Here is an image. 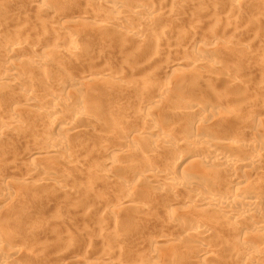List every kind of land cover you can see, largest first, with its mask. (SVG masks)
Instances as JSON below:
<instances>
[{
  "label": "rangeland",
  "instance_id": "rangeland-1",
  "mask_svg": "<svg viewBox=\"0 0 264 264\" xmlns=\"http://www.w3.org/2000/svg\"><path fill=\"white\" fill-rule=\"evenodd\" d=\"M69 1L72 3H70ZM90 1H91L90 5L87 4V6H86V3H87L86 0H75V1L66 0L65 2H61V3H56V4L54 3L51 6L52 8H50L49 13L41 14L40 16L35 14L36 8H34V7L30 8V6H27L25 9H19L18 4L21 1L15 0L13 2L12 8L16 9V13H18V14H16V18L9 20L8 23L14 24L17 28H25L24 30L27 29L26 33L32 32L30 34H34L36 32L38 35L39 34L38 32H41V31H39L40 23H45V24L50 25V24H52L51 22H53L57 18V15H59V13H61L62 11L66 12V10H67L66 14L64 13L65 18L61 19V23L64 24V22H66L65 26H67L69 24L68 30L70 31V33L74 34L76 46L80 47L82 49V52H84V56L83 57L81 56V55H83V53H82L79 56L80 58L78 56H77V58L74 56L68 57V59L64 58V62H62L63 66L61 65L62 68L59 66L56 67V65L52 64V62L49 65H47L48 67H46L45 71H47V69H49L47 73L51 75V78L49 79V81H47V83L49 85H47V86L41 85V87H40L39 80L41 77L39 75H38L39 78L37 76H35L37 79L34 80V77H33V81H32L33 87L31 85L32 88H29V90L32 89V91H31L32 93L34 91V94H37V95L43 94L41 96H44V94L45 95L47 94L46 92L50 93L51 91H53V92L59 93L58 94L59 97L60 96L66 97V95H67L66 93H68V90H64L65 91L64 92L63 90H61V88L58 89V86H56L54 81L56 79H59V78L66 80L67 78H70L73 76L77 77L80 75L81 76L84 75V77L87 76L86 81H85L86 84H84V86L85 85L86 86L83 87L84 91H86V92L89 91L90 86L87 85V83H89V80H91L90 81L91 84L89 83L90 85H92V86L94 85L97 87V91H96V88L94 89V86H93V88L91 87V89H90L91 93L89 91V94L93 95V93H95L93 95L94 99H95V97H98L99 99L96 98L97 100L95 99L96 101H94L92 99L93 97L90 95H89V99H91V102H92V100L95 102L96 107L98 105V107H97L98 109L99 108L102 109V107L104 106L102 111H100V112L98 111L100 114H101V112L104 113L105 111H106L105 112L106 114H109V112H110L109 110H111V108L117 106V104L114 103L116 101H117L116 103H118V104L120 103L121 106L125 105L127 108H125V106H123L124 109L128 110V107H130L129 109H131V107H132V109H134V106H135V108L137 107L136 104H138V105H140L142 103L145 104L149 98L155 97L156 95L159 96V93H158L159 91H157V90H158V87L160 86V84H162V82H163L162 85H165L164 87L167 86L169 88V91H170L168 93L169 96L166 95L167 96L166 99L170 98L171 101L174 102L177 107L178 106L182 107L181 104H177V103H181V102H182V105H183V102H185L183 107L191 105L192 102H193L192 104L196 103L198 105L199 104L200 105L210 104L211 105L210 108L213 110L212 112H214V114L216 116H217V114H220V115H218L220 117L221 113H225L227 110H229L231 108L233 110H238L239 115L242 117V119L245 117V114L247 112V107H248L247 105L249 104L248 102H251L252 99H254L255 97H264V84L261 86V83H259V80L261 79L260 77L263 75V73L259 72L258 70H253L250 67L251 66L250 64L252 63L251 60H253V58H251V57L257 53L256 51L264 49V35H263L264 34V7L262 8L263 10H261L262 12H260V13L257 12L258 9H257V11H255V10L253 11L251 9V7L253 6V4L255 2H258V4H259L260 2H263V0H244L243 1L244 3H242V5H241V10L240 9L238 10L239 12L235 11L233 9H230V6L226 5L229 0L228 1L227 0H189V1L185 0V2L183 0H180V2H182V3H180L179 0H143V2L141 0V3H140V0H125L124 1L125 5H126L125 9L128 8V11H133L136 8L137 9L138 8H148L149 10H151L153 12V17L151 18V20L154 18H155V20L152 21V24H151V20L148 22L151 24V26L149 25L150 27H147L148 24L145 25L146 28L144 26L141 27L144 29V30L142 29V33L144 34V36L140 39V41H137V40L129 38V37L123 38L121 35L122 32L129 31L130 30V29H128L129 27H134V26L138 25L136 23V21H131L130 23H127L128 25L125 24L127 27H125V25L124 26L119 25L116 28L115 27L108 28L107 26H103V24L106 23L104 20L105 16L103 18V15L101 13L103 11L99 8V5L97 6L96 0H90ZM105 1H106V3H109L113 0H105ZM138 1H139V3H137ZM208 1H212V5L215 4L213 2H217L219 4V6L218 5H215V6L219 7V8L216 9V7H214V6L212 7L211 2H208ZM71 4H73V5H71ZM222 6H224V7H222ZM68 7L71 9H69ZM220 8H223V9L225 8L226 12H224L223 9L220 10ZM227 8H228V10H227ZM68 9H69V11H68ZM98 11H99V14H98ZM234 12L239 13V14H235V15H238L237 18L235 19L236 21H233L234 19L232 18V22H231V18L229 20V17H231L230 15L233 16ZM154 13L156 16H154ZM228 14H230V15H228ZM226 15H227V18H226ZM82 16H84L83 19H82ZM33 17H34V19H33ZM50 17H52V18H50ZM21 18H23L22 21H21ZM243 18L247 19V22H246V20H244V22H246V23L243 22ZM254 18H256V19H254ZM248 19L250 20L249 22H248ZM27 20H28V22H27ZM193 20H194L193 23L197 24L198 29H196L193 33H191L188 30V26H189V23ZM228 21L231 22L232 27H229L231 25H230V22L228 24ZM233 22H235V23H233ZM227 24H228V26H227ZM233 25H235V26H233ZM145 29H146V31H145ZM51 30H49V32H46L44 34L40 33V34H42L41 37L43 38V39H41L42 43H44L46 45L45 48L49 49L50 47L55 45L54 42L58 41V43L60 42L59 44L62 43L61 44L62 46L59 49L64 51V49L67 48L69 45L67 44L66 40H63V34H59V33L54 32L53 30L52 31ZM204 40H206L207 42H209L211 44V46L209 48V52H208V49L206 51L205 50L203 51L199 48V44L201 42H203ZM144 42H146L145 43L146 46L143 45ZM188 42H190V43L188 44ZM175 47L176 48L178 47V48L176 49ZM198 48H199V50H198ZM211 48H213V49H211ZM242 48H246V49H242ZM59 49L57 50L58 52L61 51V50L59 51ZM192 50L193 51L196 50L198 52L201 51L203 58H205V59H208V60L211 59L212 60V59L216 58V60L222 62V66H221L222 68L219 69L220 72H219V70L216 72V73H218L217 74L218 81H212V83L209 82L211 84H208V83H205L206 81L202 80L203 82H201V81L198 82V84H199L198 86H200V87H198V88H197V86L194 87L196 91L191 86V84L189 82L190 80L189 81L187 80V79L191 78V77H189L190 71H189V73H187L188 70H186V69L191 70V67L189 65H184V66L179 65L176 67L177 69L174 68L170 72H169V70H167V72H166L165 67H164L167 64H169L170 62L173 63L177 59L185 58V56H186V58L188 57V59H189L190 54L192 53ZM212 50H213V53H212ZM241 50L242 51L246 50L247 52L245 53L244 51L242 52ZM63 51H61V53ZM250 52H254L251 57H249L252 54ZM23 56H25V58H26V56L30 57L31 55H27L25 53V54H23ZM157 57H159V58H157ZM152 58H154V59H152ZM148 59H150V60H148ZM247 64H249L250 66ZM53 65H54V67H52ZM0 67H1V65H0ZM1 69L2 70H0V71H3V68H1ZM24 70H25V68H24ZM24 70H23V72H24ZM27 71L25 70L26 74L31 70H29L28 72ZM259 73H260V75L261 74L262 75L260 76ZM35 74H33V72L32 73L29 72V75L31 77H32V75H35ZM108 75H112L113 77L116 76L118 79L113 80L112 78H109ZM186 75L188 77H186ZM227 76H229V77H227ZM219 78H221V80H219ZM229 78L230 79L235 78V81L244 82V84L247 82L246 84H248L249 86H252V87H249V89H248L250 91L248 92L247 97L251 101H248L246 103L247 105L244 103V101L245 100L247 101L248 98L246 99V95L243 96L242 92L240 94V91L236 92V90H233L232 93H229V92L226 93V91H227L226 89H228V85H229L227 80H230ZM103 79L105 80L104 82L102 81ZM124 79H125L124 82L128 83L129 85L126 83L125 84L127 86H131V88H127V89H129L127 91L128 92L132 91V92H130L131 94H128L127 91H126L127 93L125 92L128 95L127 96L128 98H126V100H125L126 96L124 95L123 89L115 90L111 93H110V91H107L106 92L107 94L103 90H102V93L98 91V90H101L100 86L103 87L102 86L103 84L106 85V84L110 83V86H113V85L116 86V85H118L116 83L120 82L123 85H125L123 82ZM131 79H132V81H131ZM51 80L54 82V84ZM106 80H107V82H106ZM134 80L136 82H138V85L136 86V88L134 85H136L137 83H135ZM143 80H145V82L148 83V87L151 86L150 90L147 89L146 92L143 93L144 95L146 94L145 96L138 94L139 92H141V89H143V88H141L142 85L140 84L143 82ZM150 80H152V81H150ZM100 81H102V82H100ZM154 81H156V82L152 83ZM181 81H183V82H181ZM130 82H132L133 86L130 84ZM214 82H215V85H214ZM38 83H39V85H38ZM97 83H99V84L97 85ZM149 83H150V85H149ZM151 83H152V85H154V87L156 86V84H158L157 85L158 87L156 86L157 88L156 87L153 88ZM258 83L260 84L261 87L257 88V86H259ZM203 84L206 86V88H204L205 86ZM206 84H208L209 89H211L210 90L211 93L208 91L209 89H207L208 86ZM189 85L191 86V89H190ZM213 85H214V88H213L214 90L212 89ZM253 85H254V87H253ZM86 87L88 88V90ZM132 87H134V88H132ZM170 87H171V89H170ZM200 88L202 89V91L199 90ZM13 89L17 90L18 88L14 86ZM56 89H58V90H56ZM172 89L173 90L176 89V90L171 91ZM59 90H61L62 92ZM92 90H95V91H92ZM177 90L181 91V93ZM212 90L216 94H214L212 92ZM223 90H224L225 94H227L228 96L230 95V96L227 97V95H225L224 92H222ZM40 92H41V94H40ZM96 92H98L97 95H96ZM173 92H175V93H173ZM103 93H105V94H103ZM220 93H222V94L220 95ZM234 93H236V94L234 95ZM103 95L104 96L107 95V96L104 98ZM217 95L220 98H218ZM249 95H250V97H249ZM133 96L135 98H133ZM238 96H239V98H242V97H244V98L240 99V102H239L238 99H236V98H238ZM64 97L63 98L60 97V99L63 100V99H65ZM172 98L177 99V100H175L176 102L173 101L174 99H172ZM214 98H215V101H216V99L217 100L220 99L221 102L219 100V102L217 101V103H216L214 101ZM105 99L107 101L110 100L109 102L112 101V103H114V104H112V103H111L112 105L109 104ZM8 100L9 99H2L0 97V105L1 106L2 105L3 106L9 105L10 100L9 101ZM87 100H88V98L86 99V101ZM102 101H104V103L105 102L108 103V105L110 106V109L107 106V104H105L106 106L101 104V103H103ZM118 101H120V102H118ZM227 101L230 103L228 104ZM242 101H243V103H242ZM211 103L212 104L215 103V104L212 105ZM99 104H101V105L99 106ZM185 104H187V105H185ZM85 105L90 106L88 104H85ZM257 105L256 106L254 105V106L257 107ZM92 106H94V105H92ZM92 106L90 108H92ZM254 106H253V108H254ZM259 106H260V110H256V109H258ZM11 107L12 108L13 107H18V108L20 107L21 109H23L24 111L21 110L22 112H24V113H21L22 116L27 115L30 112V110H27L26 108L23 107V103L21 100L14 103V106H11ZM227 107L229 109H227ZM258 107L254 108V110L252 109V111H254V112L255 111L256 112L262 111L263 112L264 109H262L261 105H258ZM104 108L107 110H105ZM101 109H99V110H101ZM168 111L169 110H167L166 108H165V110L162 107L159 109L156 108L155 115L158 119L160 118V122H162V126L165 128V127L169 126L170 123H175V122L178 123V124L175 123L176 126H178V125L180 126L181 123H179V122L183 121V118L181 116H180L181 119H178V117L172 118ZM118 112L119 113H117V111L115 112L114 116H116L117 114H119V115H117V117H114V118H117L114 120L119 121V118H120L122 121L125 118V117H123V116H125V112L124 111H121V112L118 111ZM215 115H214L215 121H219V120L221 121L222 120L221 117H220L221 118L220 119L218 116L216 117ZM256 115H258V114H256ZM262 116L264 118V115H262ZM262 116H260L259 118L261 119ZM8 117L9 116H6L5 113L3 114L2 112H0V123H1L2 119L3 120H7V119L9 120L10 117L9 118ZM122 117H123V119H122ZM169 117H171V119ZM241 117H240V119H241ZM174 119H176V120H174ZM126 120L128 121L127 128H129V129H131V128L134 129L135 124H138L139 127H142V125H143V124L142 125L139 124L141 122L140 121L138 122V119H135V118L133 119V121H132V118H126ZM129 120H131L132 122ZM262 120H264V119H262ZM231 122L233 123V120ZM231 122H229V121L225 122L224 121L222 124V127H220L219 130L222 131V130H224L223 128L227 129L226 127L232 126ZM263 123H264V121H263ZM38 124L40 126H42L44 124V122L39 121ZM0 126H1V124H0ZM135 126H136L135 129L139 128V127H137V125H135ZM255 127H258V125ZM258 128H260V130L264 129V124L260 125ZM23 129L20 132L19 131L15 132V134L17 133L16 135H12L10 133H8V134L5 133L4 135L1 134L2 136L0 135L2 138L4 136L3 139L0 138V140L2 139L0 141V200L2 199V201H1L2 203L0 204V232H3V231L6 232L7 231V234H9V236L11 234L12 238H14L13 240H11V242H8V244H6L7 245L6 247L9 250H12V249L13 250H17V249L20 250V251H18L19 252L18 255L14 257V259L8 258L9 261H8V259H3L0 257V264L3 262L6 263V261L9 262V264H64L66 262H67L66 264H114V262L115 263L123 262L126 264H153L152 263L153 261L150 259L147 262V260H146L147 256L144 258L145 260L142 257H140L141 254H143V250L140 248L139 244H137V243L138 242L142 243L145 241H146L145 243H148V242L154 243V241L158 240L160 238V236H162V234H163V233H161L160 230L161 229L164 230L165 228H166L165 229L166 231L164 230L163 232H165L166 234H167V232H169L168 233L169 235L174 234L175 236L170 242L158 243V244L163 245V247H161L162 253L159 254L160 255L159 259H161L163 263L165 262V264H181V261L183 260V262H182V264H183L185 262L184 261L185 259H182V257H180L182 255L179 256L178 253L182 252V250L185 248V250H183L184 251L183 253L187 254L188 256H190L189 255L190 253L194 254V256H192L193 254H191V256L193 257L192 258L193 260L191 259L193 264H194L195 260L198 261V264H205V263L201 262V256L198 253L199 249L196 248L197 246H199V245H197L198 242H195V240L193 241V240H191L192 238L191 239L189 238L191 241H193L194 244H196L195 246H193L194 244H192V243H191V245H189V242H191V241L187 238H183V241L185 240V242H183L182 239L178 238L180 240L179 241L178 239H176L177 230H176V232H175V230L172 232L173 228L171 229V227L169 228V226L165 227L164 224L162 222H160V220H158V217H157L158 214L157 213L161 214V212H162L161 208L163 206H162V204L160 205V202L165 197V194L162 193L161 197H160V194L158 195V197L156 196L152 210H151V213H150V215H151L150 219L151 218L152 219L151 220L149 219L148 222H147V219L149 218L148 216H147L148 217L147 219L142 216V218H140V219L145 218L142 221H140V219L138 220L137 218H134V220L130 219V217L131 218L133 217V214H132V211H126L127 209L124 211L119 210V213L116 210V213H115V211L113 212V214L115 213L114 214L115 216L110 215L111 210H112L111 207L113 206L112 204H114V203L116 204L117 202H119V201H117V199L120 200L119 199L120 195L118 193H120L121 190L124 189V187L129 188V189L133 188V192L135 191L134 193L138 195V197H136L137 199L135 198V203L138 204L137 206H139V205H143L147 202V200H145V199H147L146 198V196H147L146 192H150L151 190H154L155 188H158L159 186H161V182H159L158 180L150 181V180L145 179V177H144L146 172H148L147 167H149V165L151 164V163H148L150 161V159L147 163L144 162V161L148 160V158H146V155H148L147 154L148 153L147 152L148 146L144 145V147L146 146L145 147L146 150H144L141 148V147H143V145L129 142L128 139L121 140V141H113L110 138H107V136L106 137L103 136L100 138L97 136L99 134L98 132L99 131H105L106 129L99 127L97 129H95V131H93V132L86 133L81 138L77 139V137H76L75 139H77L78 141L77 140L71 141L72 143H74L76 145H77V143L79 144V146L81 145L80 147H78V145L76 146L73 144V146H72V143L70 144L71 150L74 149V147H76L78 149L81 148L78 151L72 150L73 152L72 151H71L72 153L70 152V155H72L75 158L74 160H76V162H73L75 165H73V163L64 164L63 161H61L64 165L63 166V165H61V162H59L60 159L57 157V155H46V154L43 155L41 166L45 168V167H47L46 164L48 163V167L50 168V165H51L50 173L48 172L47 174L52 175L54 177V179H56V180L57 179L58 180H64V179L68 178L67 180H65L66 183H68L66 185H68L70 188L72 187V189H70V190H72L73 192L69 190L70 192L68 191L69 194L67 195V197L65 199V198H63L64 197L62 195L63 193H61V192L59 193L58 191H55V190L53 191L52 189L50 190V188H48V187L46 188L45 185L43 187H41L43 184H41V186H40L39 182L36 183V181H35V183H34L33 182L34 180L31 181V180L26 179L29 171L27 170V166L25 167V164H23V163H27L25 160L30 157V146H32V143L33 144L35 143L34 146L42 144L44 142V140L45 141L47 140V138H46L47 136L44 134H43L44 136L39 135L40 134L39 133V134H37L38 136L44 137V138H40L36 135L34 136L33 132H37V130L28 132L29 130L26 131ZM229 129H230V127H229ZM144 131H145V129H144ZM0 132H1V129H0ZM261 132H262L261 134L263 136L262 138L264 139V131L262 130ZM49 134H50V132L48 133V137H50ZM51 134H54L53 136H56L55 133H51ZM31 135H33L34 137ZM175 135L179 136L178 133H176ZM48 140H49V138H48ZM263 141H262V143H263ZM36 143H39V144H36ZM84 145L88 146L89 148L88 147L85 148ZM107 145L115 147L116 149H118V152L121 149L122 150L129 149V150L135 152V154H137L138 157H137V159L136 158L131 159L130 157H128L125 154L122 155L121 152L120 153H118V152L112 153V152L107 151L108 152L107 153L106 152V149H107L106 146ZM82 147H84L86 150L82 149ZM92 149H94V152ZM82 150H84V151H82ZM177 150H179V151H177ZM68 151H70V149ZM103 151H104V154H103ZM173 151H175V152H173ZM90 153H92V154L90 155ZM105 154L106 155L109 154L108 156L114 157L113 159L115 160V162L117 164L121 163L122 166L123 165L128 166V167L124 166V167H126V170L128 173H131V171H133L132 174L133 173L135 175H136V173L139 174L140 175L139 179H136L134 177L131 178L127 172L119 174L118 173L119 171L116 172V170H114L113 172H115L117 177H115L116 181L112 182L111 184L107 185V183H104V181H100V180L97 181L95 179L93 180L91 178V175L88 176L87 173H85V172L87 169H89V167L93 168L92 170H95L96 168L98 170L102 169L103 167L99 166V165L102 163L100 161H102L103 158L100 156L101 155L105 156ZM164 154L165 155L160 154L161 157H160V155H158L159 157H157V159L156 158L154 160L151 159L152 161H150L153 163L154 161L158 160L160 162L162 161L165 163L166 161H164V160H167V163H165V164L157 161L156 164L154 165V168H156L157 170L168 169L170 167L174 168L175 166H177V168L176 167L174 168L176 170V173H177V174H175V176L179 177V176L183 175V173L190 171V169L192 168L191 165L188 164L189 160L187 158V156L191 157L193 155L192 148H186V149H184L183 147L176 148V149L174 148L173 150H170L169 152H167V155H166V152ZM76 156L77 157L80 156L82 159H80V160L78 159L79 160L78 161L76 159L77 158ZM106 157L107 156H105V158ZM164 157L165 158L168 157V158L163 160L162 158H164ZM83 158H85L86 160L84 159V161H83ZM137 160L141 161L142 163H140L139 161L137 162ZM178 161H180V162H178ZM94 162L97 164H95ZM131 162L134 165H135L134 162H136V163H138V165L136 164V167H135ZM49 163H51V164L49 165ZM143 163L145 165L147 164V166H145ZM176 163H178V164L176 165ZM69 164L72 166H70ZM53 165H54V167H53ZM66 165H67V167L70 166L71 168L70 167L64 168V167H66ZM77 165H78V167H77ZM92 165H93V167H92ZM95 165H96V168L94 169ZM178 165H179V167H178ZM73 166H76V168ZM81 166H83L82 167L83 169L81 168ZM144 166H145V168H144ZM52 168H55V170H51ZM63 168L65 170L70 171V172L64 171ZM69 168H70V170H69ZM72 168H74V169H72ZM40 171L43 172V170H40ZM45 171H46V169H45ZM67 173H69L71 175L69 176V174H67ZM241 175L246 176V174H244V175L241 174ZM248 175H250V173ZM57 176H58V178H56ZM61 176H63L62 179L60 178ZM71 177H73V178H71ZM88 179L90 180L91 184L90 183L88 184V182H89ZM86 181H88V182H86ZM94 181H95V183H93ZM92 183H93V185H92ZM34 184H39L40 187H38L37 185H36L37 187H35ZM79 185H80V189L78 188ZM88 185H90V187ZM33 186H34V188H33ZM73 186H75V188H77L78 190L77 189L74 190L75 188ZM86 186H88L89 188L88 187L86 188ZM91 186L92 187L94 186L95 189H92ZM82 187H84L87 190L86 191L85 190L80 191V190H82L81 189ZM91 189H92V191H91ZM7 196L10 198H8ZM91 197L92 198L94 197V198L92 199ZM7 198L11 199V200H9L7 203L3 202ZM77 199H82V201L79 200L81 202V204H80L81 207H80V209H79V207L72 209L73 207L72 208L70 207V206H72L71 202H74L75 200L78 201ZM85 199H86V201L87 200L88 201L86 202ZM83 201H84V203L82 204ZM144 201H146V202L144 203ZM85 202H86V205H85ZM96 203H97V205H96ZM102 203H104V204H102ZM85 206H87L88 208L91 207L90 210L88 208H87L88 211L86 209H84ZM183 207H186V206L183 205L181 207V209ZM113 209H114V207H113ZM255 211L264 212V204L257 206L255 208ZM83 213H85V214H83ZM117 213H118V215H117ZM206 215L210 216L212 214H206ZM69 216H70V218H69ZM125 216H126V218H125ZM37 217H39L38 218L39 220L41 218V220L45 221V223L48 224L50 227L49 226L46 227L47 230L44 227L40 230L32 231V229L29 228V224H30L29 222L32 219L33 220L37 219ZM67 217L69 218V221L67 220L68 219ZM123 219L127 220L128 222L127 221L125 222ZM60 220H61V222H60ZM66 220L68 222H66ZM159 223L160 224L162 223V228L160 227V230L158 229V227L160 225ZM85 228H87V229H85ZM167 228H169L168 229L169 231L167 230ZM89 229H90V231H89ZM82 230L85 231V233ZM155 230L156 231L158 230L159 233H161V234L160 235L157 234L158 232L155 234V232H156ZM147 231H149V232H147ZM88 232L90 235L87 237ZM66 233H68V236H66ZM157 235H159V236H157ZM85 236H86V238H85ZM152 236L153 237L155 236V239L152 238V239H154V241L153 240L149 241ZM235 236L237 237L236 239L238 240L239 243H241L244 239L243 235H227L226 237L233 239V238H235ZM90 238H92V239H90ZM63 239H64V241H63ZM85 239L88 241H86ZM187 240H189L188 245L191 247V249H190V247L188 248V249H190V251L187 249L189 254L187 253V250H186V247H188L187 242H186ZM258 242L264 244V238L259 239ZM108 243H109V245H112V246H108ZM118 243H119L120 249L118 247ZM163 243L166 245H164ZM167 243H168V245H167ZM184 244L186 245V247ZM237 245H236L237 248L233 247L234 249H231L232 247L228 248V249H224L223 247L216 248L217 254L219 255L218 256L219 259L217 261H219V262L210 261L206 264H219V263L220 264H248L247 262H249V261H247L244 258L243 249ZM175 246H177L176 249H177L178 253L176 251H174ZM192 246L195 247L196 249L193 248ZM109 247L110 248L112 247V250H110ZM178 247H179V249H178ZM108 248L112 253H110V251H108ZM113 249L114 250L116 249L115 252ZM106 250L108 251L109 256L106 257L107 259L101 258L100 257L101 254L106 252ZM179 250H181V251H179ZM191 251H194V252H191ZM195 253L196 254L198 253L197 257H196ZM183 256H185V255H183ZM186 258H187V256H186ZM157 260H158V258H157ZM69 261H72V263H70ZM187 263H188V261H187ZM188 264H191V263L189 262Z\"/></svg>",
  "mask_w": 264,
  "mask_h": 264
},
{
  "label": "bare ground",
  "instance_id": "bare-ground-1",
  "mask_svg": "<svg viewBox=\"0 0 264 264\" xmlns=\"http://www.w3.org/2000/svg\"><path fill=\"white\" fill-rule=\"evenodd\" d=\"M14 1L15 0H0V65H1L0 70H2L1 68H3V71H0V97L2 99H9L10 100V101L8 100L10 102L9 105H7V106H3V105L1 106L0 105V112H2L3 114L5 113L6 116L10 117V118L8 117L9 120L8 119L7 120H3V119L1 120L0 135L1 134L4 135L5 133H7V134L10 133L12 135H16L17 133L15 134V132H17V131L20 132L25 127L26 129L24 128L23 130H26V131L29 130L28 132L37 130V132H33L34 136L35 135L38 136L37 134H39V133H40L39 135H42V136L46 135L47 136V137L45 136L47 138V140L46 141L44 140V142L42 141L43 142V143L41 142L42 144L36 143L39 145L34 146L35 143L34 144L32 143V146H30V157L25 160L27 163H23V164H25V167L27 166V170L29 171L26 179L31 180V181L34 180L33 181L34 183H35V181H36V183L39 182L40 186H41V184H43L41 187H43L45 185V187L50 188V190L52 189L53 191L55 190V191H58L59 193L61 192V193H63L62 194L64 196L63 198L66 199L67 195L69 194L68 191L70 189H72V187L70 188L68 185H66L68 183H66L65 180H67L68 178L64 179V180H58V179L56 180V179H54V177L52 175L47 174L48 172L50 173V168H51L50 164L51 163H49L50 168L48 167L47 162H46L47 167H45V168L42 167L41 166V162L43 159L42 156L45 154L46 155H57V157L60 159L59 162L63 161L64 164L76 162V160H74L75 158L72 155H70V152L72 150L78 151L81 148L78 149V148L74 147V149L71 150V146H70V144L72 143L71 141L77 140L78 138H81L86 133L93 132V131H95V129H97L99 127L106 129L105 131H99L98 132L99 134L97 136L100 138L103 136H105V137L107 136V138H110L113 141H121V140L128 139L129 142L143 145V147H141V148L144 150H146L145 147L148 146V149H147L148 155H146V158H148V160L144 161L146 163L149 161V159H150V161L154 160L155 158L157 159V157H159L158 155H160V154L165 155L164 154L165 152L167 155V152H169L170 150H173L174 148L175 149L181 148V147H183L184 149L192 148L193 155L191 157L187 156V158L189 160L188 164H190L192 168L190 169V171L183 173V175H181L179 177L175 176V174H177V173H176V170L174 168L175 167L177 168V166H175L174 168L170 167L168 169L157 170L156 168H154V165L156 164V162L158 160L154 161L155 163L154 162L152 163L149 161L148 163H151V164L150 165L148 164L149 165V167H147L148 172H146L144 177H145V179L150 180V181L158 180L159 182H161V186H159L158 188H155L154 190H151L150 192H146L147 196L146 195L145 196L147 199H145V200H147V202L144 201V203L145 202L146 203L143 205H139V206H137L138 204L135 203V198L138 197V195L134 193L135 191L133 192V188L129 189V188L124 187V189H122L121 192L118 193L120 195V198H119L120 200L117 199V201H119V202H117L116 204L114 203L115 205L112 204L113 206L111 205L112 206L111 209L113 211L111 210L110 215H114L116 213V210L119 213V210L124 211L127 209L126 211H132V214H133L132 218L129 216L130 219L134 220V218H137L139 220L140 218H142V216L145 217L146 219L149 217L147 219V222H148L150 219V216H151L150 213H151V210H152L156 196L158 197V195L160 194V197H161V194L163 193V194H165V197L160 202V205L162 204L163 207L162 208L160 207L161 211H162L161 214L157 213L159 215V216L157 215L158 220H160V222H162L165 227L169 226V228L170 227H171V229L173 228L172 232L174 230L176 232V230H177L176 239L180 238L183 241V238H187V239L192 238L191 240H193V241L195 240V242H198L197 245H199V246H197L196 248L199 249V250L198 249L197 250L201 256V262H203L205 264L210 262V261L219 262V261H217L219 259V257H218L219 255L217 254L216 248L223 247L224 249H228V248L232 247L231 249H234L233 247H236V245L238 244L237 246H239L243 249L244 258L247 261H249V262H247L248 264L249 263L250 264H264V244L258 242L259 239L264 238V212L255 211V208L257 206L264 204V141H263L264 139L262 138L263 136L261 134L262 133L261 131L262 130L264 131V129L260 130V128H258L260 125L264 124L263 123L264 120H262V119H264L262 116V115H264V110H263V112L260 111L261 113L256 112V111H255L256 112L255 113L254 111H252V109L254 110V108L258 107V105H261L262 109H264V97H255L254 96L255 98L253 97L254 99H252V101H251L247 97V95H248V92L250 91V90H248L249 87H252V86H249L248 84H246L247 82L244 84V82L235 81V78H233V79L229 78L230 80H227V82L229 84L228 89L225 88L227 90V91L225 90L226 93L227 92L232 93L233 90H236V92L240 91V94L242 92V95L243 96L246 95V99L248 98L247 101L243 100L244 103L246 104L248 101H251V102H248L249 103L248 105L246 104L248 107H247V112L245 114V117L243 119L239 115L238 110H233L231 108L229 109L227 107V109H229V110H227L225 113H221L220 117L222 118V120L220 121L217 118L219 121H215V119H214L215 114H214V112H212L213 110L210 108V106H211L210 104H202V105L199 104L198 105L196 103L192 104L193 103L192 102L191 105L183 107L185 102H183V105L181 102V103H177V104H181L182 107H179V106L177 107L175 105V103L171 101L170 98L166 99L167 96H169L168 93L170 91H169V88L167 86L164 87L165 85H162L163 82H162V84H160L159 87L157 86L158 84H156V86L158 87L157 91H159L158 92L159 96L156 95L155 97H152L149 99L147 98L148 100L146 101L145 104H143V103L142 104L139 103L140 105L136 104L137 105L136 108H135V106H134V109H132V107H131V109H129L130 107H128V110L124 109L123 106H125V105L121 106V104L119 103L120 104L119 105L118 103H116L117 102L116 101L114 103L117 104V106H115V107L112 106L113 108H111V110H109L110 112L108 111L109 114H106L105 113L106 111L104 112L105 114L103 112H101V114H100L99 112L102 111V109L104 107L103 105H105V104H107V106L110 109V106L108 105V103L111 104L112 101L109 102L110 100L107 101L108 99L106 98L107 100L106 99L105 100L108 103H106V102L104 103V101H102L103 103H101V104H103L102 105L103 107H102V109L99 108V109H101V110H99L97 108L98 105L96 107L95 106L96 104L94 102L97 100L96 98H98V97H95V99H96L95 100L93 97V95L95 93L92 92L93 95L89 94V91L91 93V90H90L91 87L93 88V86H94V85L93 86L90 85L91 80H89L90 84L87 83V85L90 86V87L88 86L89 91L88 92L84 91L83 87L86 86V85L84 86V84H86L85 81L87 78V76L84 77V75L83 76L80 75L77 77L73 76V77L67 78L66 80L59 78V79H56L54 81L56 86H58V89L61 88V90H63V91L68 90V93H66L67 94L66 97L60 96L62 98L63 97L65 98L63 100L60 99V97L58 95L59 93L53 92V91H51L50 93L46 92L47 94L46 95L44 94V96H41V95H43V94H41V92H40L41 95L34 94V91H33V93L31 92L32 89L29 90V88L33 87V85H32L33 77H34V80L37 79L35 76H37L38 78H39V76L41 77L39 80L40 87H41V85L42 86L49 85L47 83V81H49V79L51 78V75L47 73L49 69H47V71H45L46 67H48L47 65H49L52 62V64L56 65V67L57 66L61 67V65L63 66L62 62H64V58L68 59V57H73V56L77 58V56L79 57L82 53H83V55H81V56L83 57L84 52H82V49L80 47L76 46L74 34L70 33V31L68 30L69 24L67 25L68 26L67 27V26H65L66 22H64V24L61 23V19L65 18L64 13L66 14L67 10H66V12L62 11L61 13H59V15H57V18L53 22H51L52 24H50V25L45 24V23H40L39 31H41V32H38L39 33L38 35L36 32L34 34H30L32 32L26 33L27 29L24 30L25 28H17L14 24L8 23L9 20L16 18V14H18V13H16V9L12 8ZM19 1H21L18 4L19 9H25L27 6H30V8L34 7V8H36L35 14L40 16L41 14L49 13L50 8H52L51 7L52 4L65 2L66 0H19ZM73 1H75V0H73ZM86 1H87L86 6H87V4L90 5L91 1L90 0H86ZM124 1L125 0H113L109 3H106L105 0H96L97 6L99 5V8L103 11V12H101L103 15V18L105 16L104 20L106 23L103 24V26H107L108 28H110V27L116 28L119 25L124 26L125 24L130 23L131 21H136V23L138 25H136L134 27L128 26L129 27L128 29H130V30L127 32H122L121 35L123 38L129 37V38L135 39L137 41H140V39L144 36V34L142 33L143 28H141V27L144 26L146 28V26H145L146 24H148L147 27H150L152 24V21L155 20V18L151 20V18L153 17V12L151 10H149L148 8H138V9L136 8L133 11H128V8L125 9L126 5H125ZM183 1L185 2V0H183ZM243 1L244 0H229L226 5L230 6V9L238 11L239 9L241 10V5H242V3H244ZM142 2H143V0H142ZM179 2H180V0H179ZM208 2H211V5H212V1H208ZM70 3H72V2H70ZM137 3H139V1ZM140 3H141V0H140ZM180 3H182V2H180ZM213 3H215V4L212 5V7L213 6L216 7L215 5L219 6V4L217 2H213ZM257 4H258V2H255L253 4V6L251 7V9L253 11L254 10L257 11V9H258L257 12L260 13V12H262L261 10H263L262 8L264 7V5H263L264 0H263V2H260L258 5ZM71 5H73V4H71ZM222 7H224V6H222ZM218 8L219 7H216V9H218ZM69 9H71V8H69ZM69 9H68V11H69ZM221 9H223V8H220V10ZM223 10H224V12H226L225 8ZM227 10H228V8H227ZM98 14H99V11H98ZM230 14H228V15H230ZM235 14H239V13L234 12L233 16L230 15L231 17H229V20L231 18V22H232V18L234 19L233 21H236L235 19L237 18L238 15H235ZM154 16H156L155 13H154ZM50 18H52V17H50ZM83 18H84V16H82V19ZM226 18H227V15H226ZM33 19H34V17H33ZM254 19H256V18H254ZM22 20H23V18H21V21ZM150 20H151V24L148 23ZM244 20H246V22H247V19L243 18V22H244ZM249 21L250 20L248 19V22ZM27 22H28V20H27ZM193 22H194V20L191 21L189 23V26H188V30L191 33H193L196 29H198L197 24H195ZM229 22L230 21H228V24H229ZM231 22H230L231 26H229V27H232ZM246 22H244V23H246ZM233 23H235V22H233ZM228 24H227V26H228ZM235 25H233V26H235ZM125 27H127V26L125 25ZM51 29L56 33L63 34V40H66L67 44L69 45L67 48L64 49V51L59 49L62 46L61 45L62 43L59 44L60 42L58 43V41L54 42L55 45L50 47L51 49L45 48L46 45L44 43H42V40H41V39H43L41 37L42 34L49 32V30H51ZM145 31H146V29H145ZM40 33H42V34H40ZM145 43L146 42H144L143 45L146 46ZM189 43L190 42H188V44ZM210 46H211V44L209 42H207L206 40H204L203 42H201L199 44V48L201 50L206 51L208 49V52H209ZM199 48H198V50H199ZM58 49H59V51L61 50L63 52L62 53H61V51L58 52L57 51ZM211 49H213V48H211ZM242 49H246V48H242ZM194 51L192 50V53L190 54L191 59L190 58L188 59V57L186 58V56H185V58L177 59L173 63L170 62L169 64H167L164 67H165L166 72H167V70H169V72H170L172 69L176 68L179 65H183V66L189 65L191 67V70H189V69H186V70H188L187 73H189V71H190L189 77H191V78L187 79V80L188 81L190 80L189 82H190L191 86L193 87V89L195 90L194 87H196V86H197V88L200 87V86H198L199 85L198 82H200V81L203 82L202 80L206 81L205 83H208V84H211L212 81H218V77H217L218 73H216V72L220 68H222L221 67L222 62L216 60V58L212 59V60L211 59H209V60L205 59V58H203L201 51H199V52L196 50H194ZM243 51L245 53L247 52L246 50H243ZM254 52H250L252 54L249 57H251ZM256 52L257 53L251 57V58H253V60L255 62L253 60H251V62H252L250 64L251 66L249 64H247V65H249L253 70H258L259 72L263 73V75L261 74L262 76L259 73V75L261 76L259 83H261V86H262L264 84V49L258 50ZM25 53L27 55H31V56L30 57L26 56V58H25V56H23V54H25ZM212 53H213V50H212ZM157 58H159V57H157ZM152 59H154V58H152ZM148 60H150V59H148ZM54 65L52 67H54ZM24 68L26 71L31 70L29 72H31V73L33 72V74H35V73L36 74L32 75V77H31L29 75L28 71H27L28 73L26 74ZM23 70H24V72H23ZM219 72H220V70H219ZM108 76H109V78H112L113 80L118 79L116 76H114V77L112 75H108ZM186 77H188V76L186 75ZM227 77H229V76H227ZM219 80H221V78H219ZM102 81L104 82L105 80L103 79ZM102 81H100V82H102ZM124 81H125V79L123 80V82ZM131 81H132V79H131ZM150 81H152V80H150ZM54 82H53V84H54ZM106 82H107V80H106ZM155 82L156 81H154L152 83H155ZM181 82H183V81H181ZM209 82H211V83H209ZM39 83H38V85H39ZM125 83L126 82H124V84ZM135 83H137L136 85H134L136 88V86L138 85V82L135 81ZM152 83H151V85H152ZM98 84L99 83H97V85ZM116 84H118V85L115 86L112 84L113 86H110V83L106 84V85L101 84L103 87L100 86L101 90H98V91L101 93H102V90L105 91V93L107 91H110V93H111L115 90L123 89L124 95L126 96V97L125 96L124 97L126 100V98H128L127 97L128 95L126 93L128 92L127 90H129L127 88H131V86H127L126 84H128V83H126L125 85H123L120 82L116 83ZM130 84L132 85V82H130ZM140 84L142 85L141 88H143V89H141V92H139L138 94L145 96L146 94L144 95L143 93L146 92L147 89L150 90L151 86L148 87V83L145 82V80H143V82ZM208 84H206V85L208 86ZM31 85H32V87H31ZM149 85H150V83H149ZM214 85H215V82H214ZM214 85H213L212 89L214 88ZM14 86L17 87L18 89L14 90L13 89ZM152 86H153V88L156 87V86L154 87V85H152ZM191 86L189 85L190 89H191ZM261 86L259 84V86H257V88L261 87ZM253 87H254V85H253ZM95 88L97 91L96 86H94V89ZM132 88H134V87H132ZM204 88H206V86ZM58 89H56V90H58ZM170 89H171V87H170ZM207 89H209V86ZM61 90H59V91H61ZM87 90H88V88H87ZM174 90H176V89H174ZM174 90L172 89L171 91H174ZM199 90L202 91L201 88ZM210 90L211 89H209L208 91L210 92ZM213 90H212V92H213ZM92 91H95V90H92ZM177 91H179V90H177ZM130 92H132V91H129L128 94H131ZM179 92L181 93V91H179ZM222 92H224V90ZM97 93L98 92H96V95H97ZM105 93H103V94H105ZM173 93H175V92H173ZM214 94H216V93H214ZM221 94L222 93H220V95ZM224 94H225V92H224ZM235 94L236 93H234V95ZM89 95L93 97L92 99L94 101L92 100V102H91V99H89ZM218 95H217V97L220 98ZM225 95H227V94H225ZM106 96L103 95L104 98ZM229 96L227 95V97H229ZM249 97H250V95H249ZM87 98H88V100L86 101ZM133 98H135V97L133 96ZM174 98H172V99H174ZM243 98L244 97L239 98V96H238V98H236V99H238V101L240 102V99H243ZM19 100L22 101L24 108H26L27 110H30L29 114L22 116L21 113H24V112H22L21 110H23V109H21L20 107H19L20 109L18 107H13V108L11 107V106H14V103H16ZM175 100H177V99H174L173 101H175ZM219 100L216 99V101H215V98H214V101L216 103H217V101L219 102ZM243 101H242V103H243ZM118 102H120V101H118ZM220 102H221V100H220ZM114 103H112V104H114ZM229 103L230 102H228V104ZM85 104H88L90 106H86ZM101 104H99V106ZM213 104H215V103H213ZM253 104L255 106L257 104L258 105H257V107H255ZM92 105H94V106H92ZM185 105H187V104H185ZM91 106H92V108H90ZM253 106H254V108H253ZM161 107L164 108V110H165V108L167 110H169L168 112L170 113V116L172 118L178 117V119H181L180 118V116H181L183 118V121H181V120H180L181 122L178 121L179 123H181L180 126L179 125L176 126V124H178V123L175 122L176 124L170 123L169 126L166 125L167 127L164 128L162 126V122H160V118L158 119L155 115L156 108L159 109ZM125 108H127V107L125 106ZM105 110H107V109H105ZM256 110H260V106ZM116 111H117V113H119L118 111H120V112L124 111L125 112V116H123L125 118L123 119V117H122V119H123L122 121L120 118H119V121L114 120V119H117L114 117H117V115H119L116 113L117 115L114 116ZM256 114H258V115H256ZM218 115H220V114H217V116ZM260 116H262L261 119L259 118ZM171 117H169V118L171 119ZM240 117H241V119H240ZM126 118H132V121L134 118L138 119V122L139 121L141 122L139 124H141V125L143 124V125H142V127H139L138 124H135L139 128L135 129L136 126L134 125V129L133 128L129 129V128H127L128 121L126 120ZM174 120H176V119H174ZM232 120H233V123L231 122ZM39 121H43L44 124L42 126H40L38 124ZM129 121H131V120H129ZM224 121L225 122L226 121L231 122L232 126L226 127L227 129L223 128L224 130L221 131V130H219V128L222 127V124ZM257 125H258V127H255ZM229 127H230V129H229ZM144 129H145V131H144ZM49 132H50V134H49L50 137H48ZM51 133H55L56 136H53L54 134H51ZM176 133H178L179 136L178 135L176 136L175 135ZM1 136H0V138H2ZM31 136H33V135H31ZM38 137L44 138L41 136H38ZM76 137H77V139H75ZM3 138H4V136H3ZM48 138H49V140H48ZM262 141H263V143H262ZM73 144L74 143H72V146H73ZM74 145H76V144H74ZM77 145H78V147L81 146V145L79 146L78 143H77ZM144 145H146V146L144 147ZM86 147H88V146H85V148ZM106 147H107L106 152L107 151L112 152V153L118 152V149H116L113 146L107 145ZM85 148L82 147V149L86 150ZM69 149H70V151H68ZM84 150H82V151H84ZM92 150L94 152V149H92ZM179 150H177V151H179ZM120 152L122 153V155L125 154L128 157H130L131 159L132 158L137 159V157H138V155L135 154V152H133L129 149H124V150L121 149L118 153H120ZM173 152H175V151H173ZM91 154L92 153H90V155ZM103 154H104V151H103ZM108 155L105 154V156H107L106 158L104 155L103 156L99 155L100 157L103 158L102 161H100L102 163L99 165V166L103 167L102 168L103 170L100 168H99L100 170H98L96 168V165H95L94 169L96 168L97 170L96 169L92 170L93 168L89 167V169H87L85 172V173H87L88 176L91 175V178L93 180L95 179L97 181L98 180L104 181V183H107V185L116 181L115 177H117V176H116L115 172H113L114 170H116V172L119 171L118 172L119 174L120 173H126L127 172L126 167H128L126 165L122 166L121 163L117 164L115 162V160L113 159L114 157L108 156ZM161 155H160V157H161ZM167 158L168 157H166V158L164 157L162 159L164 160ZM76 159L80 160L82 158L79 156ZM84 159L85 158H83V161H84ZM138 161L139 160H137V162ZM164 161H166L165 163H167V160H164ZM139 162L142 163L141 161H139ZM158 162H160V161H158ZM178 162H180V161H178ZM63 163L61 162V165H63ZM134 163H135V165L133 163L132 164L136 167V164L138 165V163H136V162H134ZM162 163L165 164L164 162H162ZM95 164H97V163H95ZM177 164L178 163H176V165ZM67 165L64 168H68V167L72 166L69 164L70 166L67 167ZM73 165H75V164L73 163ZM124 166H126V167H124ZM145 166H147V164ZM145 166H144V168H145ZM53 167H54V165H53ZM73 167L76 168V166H73ZM77 167H78V165H77ZM82 167L83 166H81V168ZM92 167H93V165H92ZM178 167H179V165H178ZM64 168H63L64 171L70 172L68 170H65ZM70 168H69V170H70ZM45 169L47 172L45 171ZM72 169H74V168H72ZM40 170H43V172ZM51 170H55V168H52ZM132 172L133 171H131V173H128V172L127 173L131 178L134 177L136 179H139L140 175L134 171L136 173V175L133 173L135 175L134 176L132 174ZM249 173H250V175H248ZM67 174H69V173H67ZM241 174H243V175L246 174V176L245 175L242 176ZM70 175L71 174H69V176ZM62 177L63 176H61L60 178L62 179ZM56 178H58V176ZM71 178H73V177H71ZM86 182H88V181H86ZM89 183H90V180H89L88 184ZM93 183H95V181ZM93 183H92V185H93ZM36 185L38 187H40L39 184H34L35 187H37ZM34 186H33V188H34ZM75 186H73V187L75 188ZM88 186L90 187V185H88ZM88 186H86V188ZM78 188L80 189V185ZM76 189L77 188H75L74 190H76ZM81 189L82 190H80V191H84V190L86 191L87 190L84 187H82ZM92 189H95L94 186L92 187ZM92 189H91V191H92ZM70 191H72V190H70ZM8 198H10V197H8ZM8 198L5 199L3 202L7 203L9 200H11ZM77 200L82 201V199H77ZM1 201H2V199L0 200V204L2 203ZM78 201L75 200L74 202H71L72 206H70V207L71 208L73 207L72 209L79 207V209H80L81 202L79 201L80 202L79 203ZM85 201H86V199H85ZM86 202H85V205H86ZM83 203H84V201L82 202V204ZM102 204H104V203H102ZM96 205H97V203H96ZM183 205H185L186 207H183L184 209L183 208L181 209V207ZM87 206H85L84 209L87 210V208H88ZM113 207H114V209H113ZM90 208L91 207H89L88 209L90 210ZM114 211H115V213L113 214ZM118 213H117V215H118ZM83 214H85V213H83ZM206 214H212L213 216L210 215L211 216L210 217V216H207ZM38 218L39 217H37V219H35V220L32 219L29 222L30 223L29 228H31L32 231L40 230L44 227L46 228L49 226L48 224L45 223V221L41 220V218H40V220ZM69 218H70V216H69ZM69 218L67 219L68 221H69ZM125 218H126V216H125ZM145 218H143V219H145ZM143 219H140V221H142ZM61 220H60V222H61ZM67 220H66V222H68ZM124 221L126 222L127 220H124ZM162 223L161 224L159 223L161 225V226L159 225V227H158L159 230H160V227L162 228ZM169 228H167V230ZM85 229H87V228H85ZM46 230H47V228H46ZM164 230L161 229L160 230L161 233L164 234L165 233V232H163ZM89 231H90V229H89ZM83 232L85 233V231H83ZM147 232H149V231H147ZM156 233L159 235L161 234V233H159L158 230L155 232V234ZM168 233L169 232H167V234L165 233L164 235L162 234V236H160V238L156 241H154L155 236L154 237L152 236L149 241L153 240L154 243H149V242L145 243L146 242L145 240H144L145 242H142V243L138 242L137 244H139L140 248L143 250V254H141L140 257H142L144 259L147 256V259H146L147 262L150 259L153 261L152 262L153 264H165V262L163 263L162 260L159 259V256H160L159 254L162 253L161 247H163V245L158 244V243L170 242L174 238V236H175L174 234L169 235ZM89 235L90 234L88 232L87 237ZM159 235H157V236H159ZM227 235H243L244 237L243 236L242 237L244 239L241 243H239L238 240L236 239L237 238L236 236H235V238L231 239V238H227L226 237ZM66 236H68V233H66ZM85 238H86V236H85ZM152 238H154V239H152ZM13 239L14 238H12L11 234H10V236H9V234H7V231L6 232H4V231L0 232V255H1L0 257L1 258H3V259H8V258L12 259L13 258L14 259V257L18 255V253H19L18 251H20V250H18V249L13 250L12 249L13 250L12 251L6 247L7 246L6 244H8V242H11V240H13ZM90 239H92V238H90ZM189 240L186 241L188 247H186V245L184 244L186 247V250L190 247L189 245H191V243L194 244L193 241L190 240L191 242H189ZM63 241H64V239H63ZM86 241H88V240H86ZM183 242H185V240ZM188 242H189V245H188ZM119 243H118V247H119ZM164 245H166V244H164ZM167 245H168V243H167ZM195 245L196 244H194L193 246H195ZM108 246H112V245H109V243H108ZM176 247L177 246H175L174 251L177 252ZM109 248H108V251L112 250V247L110 248V250H109ZM193 248H195V247H193ZM119 249H120V247H119ZM178 249H179V247H178ZM190 249H191V247H190ZM190 249H188V250L190 251ZM115 250H114V252H115ZM181 250H179V251H181ZM183 250H185V248ZM183 250L180 253L177 252L179 254V256L182 255V256H180V257H182V259H185L184 260L185 262L183 264H186L187 261H188V263L190 262L191 264H193L192 263V260H193L192 256H194V254L193 253L189 254V252L187 250V253L190 255V256H188L187 254L183 253L184 252ZM108 251L106 250L107 253L106 252H104L103 254L100 253L101 254L100 257L101 258L108 257L109 256ZM191 252H194V251H191ZM110 253H112V252L110 251ZM198 253L197 254L195 253L196 257L198 255ZM191 254H193V255L191 256ZM183 255H185V256H183ZM186 256H187V258H186ZM157 258H158V260H157ZM8 261H9V259H8ZM69 262L72 263V261H69ZM182 262H183V260L181 261V264H182ZM66 263H64V264H66ZM1 264H9V262L6 261V263L3 262ZM114 264H126V263H123V262L115 263L114 262ZM194 264H198V261L195 260Z\"/></svg>",
  "mask_w": 264,
  "mask_h": 264
}]
</instances>
